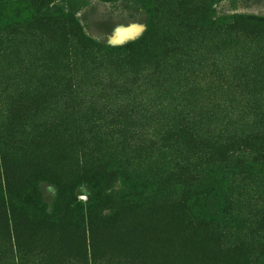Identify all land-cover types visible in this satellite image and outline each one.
I'll list each match as a JSON object with an SVG mask.
<instances>
[{
    "label": "rangeland",
    "instance_id": "1",
    "mask_svg": "<svg viewBox=\"0 0 264 264\" xmlns=\"http://www.w3.org/2000/svg\"><path fill=\"white\" fill-rule=\"evenodd\" d=\"M195 1L193 10L185 9L198 20L194 34L179 29L173 11L181 6L179 0H79L74 9L83 33L97 43L120 45L134 40L153 21L156 36L175 45L166 63L181 73L175 79L178 84L146 93L155 117L161 114L157 122L168 114L188 117L200 133L212 129L249 133L264 111V0ZM8 6H0V107L12 109V118L23 114L30 121L39 117V112L34 113L38 93L47 94L50 103L63 87L73 96L90 94L94 92L88 87L93 74L117 73L98 52L77 49L72 41H63L46 28L21 22L8 33L15 22ZM103 86L106 83L100 82L96 88ZM124 106L101 102L99 109L111 113L113 119ZM83 107L74 98L69 110L58 105L46 137L30 143L27 138L20 150L25 157L20 156L19 162L45 208H58L57 201L72 206L84 231L86 220L94 219L88 227L89 241L79 231L32 227L27 234L26 230L19 234L17 248L9 241L8 264H77L75 256L81 255V264H264L257 232L262 225L259 216L264 214L263 159L248 156L238 163L229 159L220 169L215 161L202 165L208 178L205 182L210 178L216 187L217 197L208 202L205 217L212 216L214 237L203 238L198 233L187 238L156 232L153 227L150 232L144 229L149 221L143 220L135 242L129 243L119 229L124 217L154 214L155 218L158 212L177 207L169 203L170 194L176 198L182 186L169 171L175 162L172 158H183L184 150L158 149L144 134L140 138L133 135L136 130L149 135L156 124L124 123L117 134H108L104 128L95 133L83 119ZM92 149L103 152L102 160L114 171L111 176L106 177L95 165H86ZM36 172L46 173L43 180ZM112 186L123 187L124 196L138 206L137 211L107 220V205L96 202L101 197L108 199ZM223 201L227 204L222 205ZM175 220L180 222V216Z\"/></svg>",
    "mask_w": 264,
    "mask_h": 264
},
{
    "label": "trees",
    "instance_id": "2",
    "mask_svg": "<svg viewBox=\"0 0 264 264\" xmlns=\"http://www.w3.org/2000/svg\"><path fill=\"white\" fill-rule=\"evenodd\" d=\"M78 1L0 0V6L4 3L9 5L11 17L15 20L14 24L9 26L8 33H12L21 22L27 27L46 28L51 35H55L59 39L62 38L63 41H72L73 46H77V49L98 52L101 58H106L110 68L117 71L115 74L109 70V73L103 75L93 74L88 87L94 92L90 94H85V92L80 94L79 92L73 96L63 87L54 94L53 101L50 103L47 94L38 93L39 101L34 105V113L39 112L40 115L30 121L23 114L17 116L16 119L14 116L12 118L9 113V111L12 113V109L5 110L4 107H0L1 264H8L9 241L12 240L17 248L20 241L19 234L24 230L27 234L32 227L45 225L54 230L62 229L72 233L79 231L81 236L89 241L88 227H91L89 225L94 219L86 220V230L84 231L82 219H78L73 213L72 206L57 201L58 208H45V205L40 203L38 190L30 186L28 180L25 179L27 171L19 162L20 156L21 159L25 157V155L22 156L25 153L20 150L27 138H29L28 143L33 142L36 137L45 138L48 124L53 118V112L57 111L58 105L69 110L68 107L71 106L73 98L75 103L85 106L82 109L83 119L85 118L86 122L90 123V128L97 130H94L95 133L102 132L100 128H104L108 134H117L120 131V125L124 123L137 127L146 125L151 127L152 124H156L149 135L139 130L133 132V135L140 138L144 134V139L154 143L158 149H168L171 146L179 152L184 150L183 158H172L175 162L169 171V176L178 180L182 186L179 193L175 194L176 198L170 194L169 203L177 207H174L175 210L171 212H158L155 218H153L154 214L146 216L134 214L124 217L119 224V229L121 235L123 234L122 238L127 236L129 243L135 242L137 234L143 228V220L149 221V225L144 229L150 232L153 227L156 232L167 233L169 231L171 234L179 233L187 238L198 235V233L203 238L214 237L216 233L213 228L216 229V225L212 216H209L208 220L205 217L208 216V202L213 197H217L216 187L210 178L208 182H205L208 178L202 171L204 168L202 165L206 160L215 161L217 164L219 163L218 168L220 169L221 163H225L229 159L235 163L248 156L264 160V111L259 113L260 122L252 124L255 128L246 134L215 132L213 129L200 133L188 117L175 118L168 114L162 115V121L157 122L161 114L155 117V113L152 112L154 108L149 106L150 101L146 100V93L149 95L151 92L155 93L157 90L165 89L169 83L178 84V80L175 81V79L181 73L171 70L167 66L170 64L166 63L167 58L173 54L175 45L173 43L166 44L167 38L156 36L153 21H148L142 34L134 40L120 45L97 43L83 33L81 24L75 17L74 6ZM179 3L181 6H178V10H173L179 19V29L183 33L194 34L197 30L198 20L191 14L187 15L185 9L193 10L196 7V1L179 0ZM208 10L206 9V11ZM237 18L243 19L242 16H237ZM244 18L258 20L254 17ZM60 54L64 55L65 53L61 52ZM36 64L41 66L39 60L36 61ZM239 77L244 76L240 74ZM100 82L106 83V87L97 89ZM239 85L245 86L244 82ZM101 102H114L117 105L124 103L125 106L112 119L111 113H104L99 109ZM97 103H99L98 107ZM46 109H50V111ZM18 120L22 121L19 123ZM101 156H103V152L100 149H92L88 154L89 159L86 165L97 166V169L109 177L114 171L109 169ZM36 174L39 176V180H43V175L46 173L36 172ZM124 192L123 187L112 186L107 193L108 199L101 197L97 200V204L103 202L107 205L106 208L110 212L105 216L107 220L114 221L122 212L137 211L138 206L126 198ZM224 204H227V201H223L222 205ZM178 216H180V222L175 220ZM259 217L262 225L258 226L257 232L260 230L259 244L264 249V214ZM84 232H86L85 235ZM184 240L185 238L182 239V241ZM75 258L77 264L82 263V255L80 258L77 256ZM70 259L71 257H67V260Z\"/></svg>",
    "mask_w": 264,
    "mask_h": 264
}]
</instances>
